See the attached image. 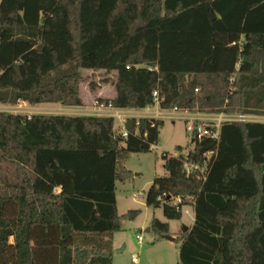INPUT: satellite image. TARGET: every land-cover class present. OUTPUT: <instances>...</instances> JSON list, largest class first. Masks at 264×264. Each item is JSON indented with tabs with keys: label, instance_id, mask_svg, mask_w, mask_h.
<instances>
[{
	"label": "trees",
	"instance_id": "1",
	"mask_svg": "<svg viewBox=\"0 0 264 264\" xmlns=\"http://www.w3.org/2000/svg\"><path fill=\"white\" fill-rule=\"evenodd\" d=\"M214 16V19H213ZM114 85L105 107L264 115V0H0V103L82 107L85 71ZM162 119L0 111V264H112L116 190ZM163 153L147 206L179 220L180 264H264V122L223 123ZM159 238L168 222L154 218Z\"/></svg>",
	"mask_w": 264,
	"mask_h": 264
},
{
	"label": "rangeland",
	"instance_id": "2",
	"mask_svg": "<svg viewBox=\"0 0 264 264\" xmlns=\"http://www.w3.org/2000/svg\"><path fill=\"white\" fill-rule=\"evenodd\" d=\"M85 81L81 85V97L84 105L77 110L43 109L54 113L68 112L70 115L80 113H96L101 103L98 95L110 97L116 93L114 85L106 79L105 71H85ZM66 107V106H65ZM157 106L150 111L157 110ZM0 111L8 113L30 114V109L24 103L18 107L15 104L2 106ZM67 113V114H68ZM132 113L135 117H143V113ZM177 118H163L164 125L160 129L158 143L150 152L132 153L124 162L132 177L125 182L117 183L116 200L118 213L121 217V229L112 235V264H180L179 248L182 243V233L192 222L183 210L181 219L169 220L163 214L162 208L147 206L146 195L153 180L167 174L164 167L163 153L187 156L193 149V136L187 130L188 123L181 117L180 112H173ZM117 133L123 131L121 121L115 119ZM135 214H132V212ZM154 218L168 222L171 236L159 238L154 231H146L151 227ZM138 236L142 241L139 242ZM136 259V261L133 260ZM138 260V261H137Z\"/></svg>",
	"mask_w": 264,
	"mask_h": 264
},
{
	"label": "built area",
	"instance_id": "3",
	"mask_svg": "<svg viewBox=\"0 0 264 264\" xmlns=\"http://www.w3.org/2000/svg\"><path fill=\"white\" fill-rule=\"evenodd\" d=\"M162 98L158 91L153 93L152 107L144 109L143 117H135V115L124 112L120 109L108 106L109 108H114L111 116L114 119L121 121L123 126V131L121 132L123 137H127L128 133L125 129V123L129 118H177V115L173 112H179L176 109L166 110L160 107ZM24 101H19L16 106L20 107ZM157 106V110L151 112L150 110ZM142 114V112L140 113ZM181 117L188 123L187 130L192 134L193 138L197 140H202L204 138L218 140L220 136V129L223 123H238L244 124L248 122H264V115H253L245 113H201V112H190L184 111L180 112ZM139 242L141 243L142 238L138 236ZM135 260V258H133Z\"/></svg>",
	"mask_w": 264,
	"mask_h": 264
},
{
	"label": "crops",
	"instance_id": "4",
	"mask_svg": "<svg viewBox=\"0 0 264 264\" xmlns=\"http://www.w3.org/2000/svg\"><path fill=\"white\" fill-rule=\"evenodd\" d=\"M116 95V93L110 97H103L101 95H98L97 98H113L114 96ZM25 105H27L30 109V114L28 115H31V114H62V113H52L50 111H46V110H43V109H64L66 111H68V109H71V110H77L78 108L80 107H65L61 104H56V103H42V104H37V105H31L27 102H23ZM22 103V104H23ZM2 104V103H1ZM2 106H6V104H2ZM43 108V109H42ZM77 108V109H76ZM124 112H127L129 114H132V113H138V112H144V109H141V110H135V109H120ZM114 111V108H109V107H105L104 105H100V107L96 109V113H92V114H87V113H80L79 115H96V116H111L112 112ZM68 112H65L63 114H67ZM68 115H70L68 113ZM72 115V114H71ZM185 209V210H184ZM183 210L185 211V213L187 215L190 216L192 222L190 223V226H188V230L192 227L194 221H195V211H194V208L192 206H185L183 208ZM147 231V230H146ZM185 229H184V232H187ZM175 240V237L172 238V240L170 241H173ZM136 261V259L134 260ZM138 261V260H137Z\"/></svg>",
	"mask_w": 264,
	"mask_h": 264
},
{
	"label": "water",
	"instance_id": "5",
	"mask_svg": "<svg viewBox=\"0 0 264 264\" xmlns=\"http://www.w3.org/2000/svg\"><path fill=\"white\" fill-rule=\"evenodd\" d=\"M213 19H214V16H213ZM132 214H135V212L133 211V212H132ZM185 230L187 231V230H188V228H187V227H185ZM147 231H151V227L147 228ZM169 240H172V238H169Z\"/></svg>",
	"mask_w": 264,
	"mask_h": 264
}]
</instances>
